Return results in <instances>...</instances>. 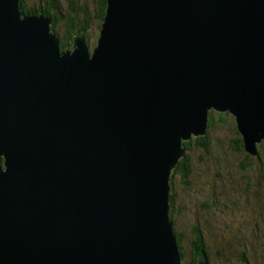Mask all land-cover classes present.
Masks as SVG:
<instances>
[{
	"label": "water",
	"instance_id": "obj_1",
	"mask_svg": "<svg viewBox=\"0 0 264 264\" xmlns=\"http://www.w3.org/2000/svg\"><path fill=\"white\" fill-rule=\"evenodd\" d=\"M108 3L90 58L0 0V264H181L180 138L211 106L264 136V0Z\"/></svg>",
	"mask_w": 264,
	"mask_h": 264
},
{
	"label": "rangeland",
	"instance_id": "obj_2",
	"mask_svg": "<svg viewBox=\"0 0 264 264\" xmlns=\"http://www.w3.org/2000/svg\"><path fill=\"white\" fill-rule=\"evenodd\" d=\"M108 5V0H17L18 20L27 15L50 17V33L59 40V51L68 48L69 55L75 50L74 37L83 33L92 58ZM206 114L204 134L182 139L188 144L167 180L169 218L171 201L174 233L184 239L182 250L178 247L180 256L185 252L181 264L193 261L187 243L195 231L208 245L204 255L209 264H264V136L254 142L252 154L236 114L213 106ZM185 157L190 172L175 171ZM0 166L6 171L5 163Z\"/></svg>",
	"mask_w": 264,
	"mask_h": 264
},
{
	"label": "trees",
	"instance_id": "obj_3",
	"mask_svg": "<svg viewBox=\"0 0 264 264\" xmlns=\"http://www.w3.org/2000/svg\"><path fill=\"white\" fill-rule=\"evenodd\" d=\"M49 2L51 3V1H49ZM52 11L49 13L52 14ZM62 44L65 45L66 42L63 41ZM187 144L188 143L186 141H184V145L187 146ZM184 161H186V157H185V159H182V161L180 162L181 164L176 168L175 171H180V172H183L184 174L186 172H190L189 169L186 168V166L184 165L185 164ZM170 205H171L170 206V218L174 223V208L172 206L171 201H170ZM175 234L177 236V242H178L179 248L182 250L184 239H183L182 235L179 234L178 232ZM193 236H195V238H193L190 242H188L187 246H189V250H190L192 257H193V261L191 264H197L196 262L198 261L199 256L206 254V252L208 253V247H207L208 245H206L204 238L202 236H200V234H197L196 231H195ZM181 255L185 256V252L181 251ZM208 257H209V255H208Z\"/></svg>",
	"mask_w": 264,
	"mask_h": 264
},
{
	"label": "bare ground",
	"instance_id": "obj_4",
	"mask_svg": "<svg viewBox=\"0 0 264 264\" xmlns=\"http://www.w3.org/2000/svg\"><path fill=\"white\" fill-rule=\"evenodd\" d=\"M56 39H57V38H56ZM57 41H59V40L57 39ZM73 45H74V44H73ZM73 45H72V47H73ZM182 139H183V138L181 137V138H180V141H181V147L184 148V141H185V140L182 141ZM171 223L174 225V223H173L172 220H171ZM180 257H182V256H180Z\"/></svg>",
	"mask_w": 264,
	"mask_h": 264
}]
</instances>
